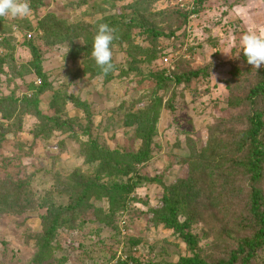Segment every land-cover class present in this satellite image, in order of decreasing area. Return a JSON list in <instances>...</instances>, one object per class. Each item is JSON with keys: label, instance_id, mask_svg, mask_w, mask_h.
Listing matches in <instances>:
<instances>
[{"label": "rangeland", "instance_id": "rangeland-1", "mask_svg": "<svg viewBox=\"0 0 264 264\" xmlns=\"http://www.w3.org/2000/svg\"><path fill=\"white\" fill-rule=\"evenodd\" d=\"M6 1L0 0V4ZM43 1L44 5L34 12L28 5L14 0L11 10L4 15L13 32L8 37L0 34V40L10 38L15 45L13 67L5 65V72L0 74V99L30 98L34 94L31 87L41 85V79L30 67L29 51L21 47L27 26L35 27L38 20L47 15L72 26L85 25L83 21L90 22L109 14L120 17L119 9L110 10L113 0ZM132 1L115 0L114 4L122 8ZM179 1L155 0L146 10L150 13L170 10L176 8ZM184 3L191 6V0ZM196 9V14L175 37H160L156 46L141 30H130L135 43L141 47L156 48L161 56L171 54L168 66L161 58L144 63V56L134 58L127 54L128 46L122 49L115 45L107 54L115 68L107 75L90 78L89 73L84 74L90 57L86 59L81 54L77 62L69 61L66 59L68 43L48 47L39 42L45 51L44 70L48 80L47 90L40 96L39 110L44 116H57L63 129L41 137L39 134L52 124L45 126V120L38 119L31 105L18 108L21 124L15 120L0 130V183L5 179L26 182L41 201L54 194L59 189V180L70 177L74 170L89 169L83 157V142L93 140L109 149L119 145L128 151H137L141 142L136 140L135 128L125 125V115L142 111L151 106L153 99L162 98L152 159L142 167L147 176L159 177L161 183L138 189L129 210L119 215L113 228L95 223V217L88 215L82 227L60 231L54 260L46 264H115L118 259L125 260L129 253L137 264H175L182 257L192 256L187 244L173 231L154 224L151 210L163 205L164 187L190 178L188 167L179 163L190 155V145L206 147L213 134L217 135L216 139L233 145L238 140L237 134L248 127L247 119L254 111L251 105L239 102L233 110L231 103L236 98H245L250 90L251 78L243 74L249 73L251 77L254 74L250 73L251 68L241 65L242 75L235 76L233 68L240 64L244 48L264 40V0H207L196 5ZM15 20L21 21L20 26L24 27L18 28ZM169 24L171 22L160 23L159 27L169 33ZM0 42V56L9 53L3 41ZM75 43L83 44L84 39H77ZM180 58L185 62L179 61ZM263 58L264 50H257L255 68ZM174 67L185 71L206 69L209 76H200L188 85L171 83L165 90L157 87L152 76ZM76 74L80 76L75 78ZM60 92L87 104L90 115L70 101L56 114L50 105ZM261 139L264 142V137ZM198 182L203 186L200 180ZM200 188L194 192L202 203L201 211L198 210L204 219L190 230L200 240L197 250L201 258L213 264L219 259H228L230 251L236 248L229 232L223 231L225 222L233 219L232 213L246 200L244 196L236 197L232 204L220 205L221 209H217L218 205H209L208 195ZM55 201L65 200L55 198ZM97 206L108 209L105 201ZM46 212V208L35 207L23 214H0V264H34L35 239L43 231L42 217ZM130 242H134L131 247ZM263 260L261 251L251 264H264ZM130 264L136 263L131 261Z\"/></svg>", "mask_w": 264, "mask_h": 264}, {"label": "trees", "instance_id": "trees-1", "mask_svg": "<svg viewBox=\"0 0 264 264\" xmlns=\"http://www.w3.org/2000/svg\"><path fill=\"white\" fill-rule=\"evenodd\" d=\"M13 1L8 0L0 4V34L6 37L12 35L13 27L4 15L11 10ZM18 1L28 5L34 12L44 5L43 0ZM114 1L110 4V10L119 9L120 17L117 14H109L90 22L83 21L85 25L72 26L55 19L53 15H47L39 19L35 27L32 25L26 27L21 47L29 51L32 57L30 67L37 78L41 79V85L31 87L34 94L30 98L19 99L8 96L0 99V130L4 129L5 124L13 123L15 120L21 124L19 109L30 105L35 109L34 114L38 119L45 120V126L52 124L48 130L45 128L39 134L41 137H49L53 130L63 129L57 116H44L39 110L40 96L46 92L48 86L44 70L45 51L42 50L39 42L48 47L68 43L67 60L77 62L81 54H84L86 59L90 57L86 61L84 74L89 73L90 78L107 75L111 68H115L107 59V54L115 45H119L122 49L128 46L125 50L127 54L134 58L139 55L144 56V63H152L160 58L162 61L170 57L169 53L161 56V52L156 48L151 50L136 44L130 30L132 28L141 30L156 46L160 37H175L177 31L196 14V5L203 4L207 0H191L189 4L191 6H186L184 0H180L176 8L157 13L146 10V6L155 0H133L122 8H116ZM176 18H182L183 21ZM15 21L18 28L24 27L20 26L21 21ZM166 22H171L168 25L169 33L159 27L160 23ZM27 35L31 37L28 39ZM80 38L84 39V43L76 44L75 41ZM0 41H3L9 50V53L0 56V74H2L5 72V65L9 64V68L13 67L15 44H11L10 38H3ZM257 50H264L263 39L244 48L240 55V64H235L233 68L235 76L242 75L241 71L244 69L241 65L246 66L247 69L251 68L250 73L254 74L253 77L249 73L243 74L251 78L250 90L245 98H236L231 103L233 110L234 107L239 106V102L251 105L254 111L247 119L248 127L237 134L238 140L233 145L226 144L225 140L216 139V134L212 135L206 147H198L195 143L190 145V155L179 162L188 167L190 178L164 187L163 205L151 210L154 224L163 225L173 231L192 252V256L182 257L175 264H211L199 255L197 249L200 240L190 230L194 224L204 219L203 213L198 210L201 211L202 203L197 197L198 194L194 192L198 187L204 189L208 195L209 205H218L217 209L232 204L236 197L242 199L244 196L246 200L236 213H232L233 219L228 223L225 222L226 228L223 231L229 232L230 240L236 248L230 251L228 259H219L213 264H251L261 251L264 253V142L261 139L264 137V58L255 68L254 65L258 63ZM179 61L185 62L182 58ZM79 76L76 74L75 78ZM200 76L208 77L209 73L206 69L185 71L174 67L171 70L158 72L152 78L156 81L157 87L165 90L171 83L174 86L188 85ZM66 95L61 92L56 93L50 105L56 114L70 101L76 108L83 109L87 115H90L87 104ZM161 107L162 98L158 97L152 100L150 107L125 115V125L135 128L136 140L141 142L137 151H128L119 145L109 149L99 146L93 140L83 142V157L89 169L77 168L70 177L59 180V189L54 194L44 197L45 199L41 201L36 198L28 183L21 180H2L0 214H23L35 207L46 208V215L42 217L43 231L35 239L37 252L33 259L34 264H46L54 260L57 250L55 242L60 231L82 227L88 215L95 217V223L113 228L119 215L129 210V206L134 201L132 197L138 189L161 183L159 177L147 176L142 168L152 159V146ZM199 180L203 186L199 184ZM55 198L65 201L57 202ZM104 201L108 204L107 210L97 206V203ZM214 211L218 212L216 209ZM245 235L249 236L245 237ZM133 244L134 242H130L129 246ZM131 261L136 264L138 262L129 253L125 260L118 259L115 264H130Z\"/></svg>", "mask_w": 264, "mask_h": 264}, {"label": "built area", "instance_id": "built-area-1", "mask_svg": "<svg viewBox=\"0 0 264 264\" xmlns=\"http://www.w3.org/2000/svg\"><path fill=\"white\" fill-rule=\"evenodd\" d=\"M28 37L30 38L31 36L29 35ZM171 57L172 56L164 58V62L166 63L167 66L170 65V62L172 61Z\"/></svg>", "mask_w": 264, "mask_h": 264}]
</instances>
